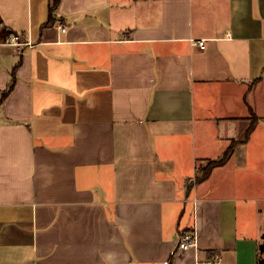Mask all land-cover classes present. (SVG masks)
Instances as JSON below:
<instances>
[{
  "label": "crops",
  "instance_id": "0c3cea01",
  "mask_svg": "<svg viewBox=\"0 0 264 264\" xmlns=\"http://www.w3.org/2000/svg\"><path fill=\"white\" fill-rule=\"evenodd\" d=\"M54 1L0 0V264H258L264 0Z\"/></svg>",
  "mask_w": 264,
  "mask_h": 264
},
{
  "label": "built area",
  "instance_id": "2783aa9c",
  "mask_svg": "<svg viewBox=\"0 0 264 264\" xmlns=\"http://www.w3.org/2000/svg\"><path fill=\"white\" fill-rule=\"evenodd\" d=\"M193 44L200 49L205 48V41L204 40H194ZM15 46V47H24V46H32L30 42H21L17 35L11 34L7 36L2 42H0L1 46ZM178 248L180 250H187L190 248L196 249L197 248V241L193 235L185 234L181 237V240L178 244Z\"/></svg>",
  "mask_w": 264,
  "mask_h": 264
},
{
  "label": "trees",
  "instance_id": "16d2710c",
  "mask_svg": "<svg viewBox=\"0 0 264 264\" xmlns=\"http://www.w3.org/2000/svg\"><path fill=\"white\" fill-rule=\"evenodd\" d=\"M56 2H57V0L54 1V5H55ZM7 92L8 91H6L4 93V95L7 94ZM0 104H1V102H0ZM256 121H257V118L255 116H252L251 121H250V124H249V127H248V130L246 132V138L249 137L250 132L252 131L253 127L256 124ZM233 148H234V145L232 143L230 146H228V148L225 150L223 156L219 160L211 161L207 165V167H205L201 171V174L196 178V181L199 182V181L203 180L208 175V172H209V170L212 167L224 163L229 158V156L232 154ZM258 250H259L260 256H263V257H260L258 259V264H264V232H263V235H262V243L259 245ZM170 261H171V259H170ZM170 261L168 263H170Z\"/></svg>",
  "mask_w": 264,
  "mask_h": 264
}]
</instances>
